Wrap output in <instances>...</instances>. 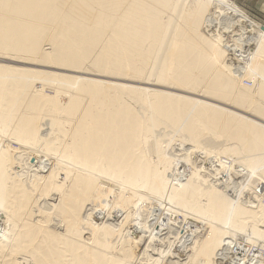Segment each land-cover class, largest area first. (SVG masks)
<instances>
[{
    "label": "bare ground",
    "instance_id": "1",
    "mask_svg": "<svg viewBox=\"0 0 264 264\" xmlns=\"http://www.w3.org/2000/svg\"><path fill=\"white\" fill-rule=\"evenodd\" d=\"M219 3L242 11L232 0H0V264H263L236 241L264 246V203L242 199L264 183V26ZM176 134L239 158L235 198L178 168ZM165 209L198 224L179 235Z\"/></svg>",
    "mask_w": 264,
    "mask_h": 264
},
{
    "label": "rangeland",
    "instance_id": "2",
    "mask_svg": "<svg viewBox=\"0 0 264 264\" xmlns=\"http://www.w3.org/2000/svg\"><path fill=\"white\" fill-rule=\"evenodd\" d=\"M234 3H236L241 9H242V11L241 10H238V9H234L232 6H230V5H225V4H223V3H219L220 4V6L221 7H225L229 12H231V14H233V15H235V16H237V17H240V18H242V19H249V20H251V21H254V22H256L257 23V26H258V24H259V26H261V25H263L264 26V0H232ZM213 2V1H212ZM213 3H216L215 1L213 2ZM253 29H254V31L256 32V34H257V36L259 35V32H258V28L257 27H253ZM199 33H201V34H203L204 36H206L208 39H207V41H209V42H211V43H216L218 46H220V47H222L225 51H230V50H228V49H226L225 48V46H224V43L223 42H221L220 40H218V39H216L215 37H213V36H211L209 33H208V31H206V30H204L202 27H200V30L198 31ZM253 52H254V49L252 50V52H251V56L253 55ZM233 55H235V53H233ZM251 56H250V60H251ZM4 58L2 55H0V58ZM241 59V58H240ZM243 61V63H245L246 64V62H245V60L244 59H242ZM24 66L25 67H33L31 64H24ZM37 69H41V70H46V71H49V72H56V73H60V74H72V72H69V71H67V70H61V69H59V68H54V67H52V68H47V67H40V68H37ZM93 78H99V79H105V78H102V77H93ZM248 78H250V77H248ZM248 78H246V77H244L243 78V83H245V79H248ZM107 80V79H106ZM249 80H251V79H249ZM126 83H128V85H131V86H144L145 87V85H143V84H140V83H134V82H126ZM252 83V82H251ZM38 86H39V89H41V87L45 90L44 92L47 94H53V88H52V86H41V83H38L37 84ZM157 89H159V90H165V89H161V88H157ZM174 92H177V91H174ZM177 93H181V92H177ZM142 97H148V96H150V94L148 93V92H142V95H141ZM163 133V134H162ZM161 133V136L160 137H162L163 139H164V137H165V139H167V135H166V132L164 131V132H162ZM163 135V136H162ZM164 139V140H165ZM180 141H179V140ZM183 143V144H182ZM185 143V144H184ZM188 142H184L183 141V139L181 138V136H180V134H176L175 135V137H173V139H172V141L170 142V145L168 146V154H170V156L171 157H173L174 159H180V160H184L183 158H181L182 156L183 157H186L187 158V162H185V160H184V163H186V164H184V163H177L178 164V168H181V169H185V171H186V173H188V171H190V170H192V169H200L202 172H205V173H208V175L209 174H211V178L212 177H214L213 178V182H214V180H215V182H216V186H222L223 188H221L222 189V191H224V193L225 192H227L228 194H230V195H228L227 193H225L227 196H231V198H235V196L237 195V193H236V187H238V183H237V181L236 180H238V176H240L241 175V172L243 171V164H241V162L239 161V158L238 157H236V156H234V158H232V154H230V155H227V151H225L224 153H226V155L224 154V153H220L219 154V152L217 153V155H216V153L215 152H217V151H213V152H211V150L210 149H208L207 148V153H205L206 151L203 149V147L201 146V147H199V146H195V147H198L197 148V150H196V148L195 147H191L192 145H189V143L187 144ZM225 143V142H224ZM187 144V145H186ZM191 144V143H190ZM227 144V143H226ZM179 145V146H178ZM186 145V146H185ZM190 146V147H189ZM181 147V148H180ZM187 147V148H186ZM188 147H189V149H188ZM185 148V149H184ZM201 148V149H200ZM187 149V150H186ZM203 149V150H202ZM190 150V151H189ZM196 150V151H195ZM181 151V152H180ZM200 151H202V152H200ZM205 151V152H204ZM208 151H209V153H208ZM211 152V153H210ZM230 153V152H229ZM228 153V154H229ZM205 154V155H204ZM207 154H210V157H209V155H207ZM222 155L221 157H219V155ZM182 155V156H181ZM225 156V158H224V156ZM228 156V157H227ZM201 157V158H200ZM203 157V158H202ZM206 159H205V158ZM190 160H189V159ZM200 158V159H199ZM221 158V159H220ZM227 158H229V159H227ZM40 159V158H39ZM41 160V159H40ZM226 160V161H225ZM224 161V162H223ZM229 161V162H228ZM231 161H233V162H231ZM30 163H31V167H33V168H36L37 166H40V164H41V162H38L37 163V161H33V160H31L30 159V161H29ZM220 162V163H219ZM221 162H223V164L221 163ZM227 162V163H226ZM235 162V163H234ZM40 163V164H39ZM226 163V164H225ZM238 163V164H237ZM33 164H35V165H33ZM232 165V167H231V165ZM196 165V166H195ZM218 165V166H217ZM220 165V166H219ZM222 165H223V167H222ZM233 165H234V167H233ZM200 166H201V168L203 169H201L200 168ZM217 166V167H216ZM233 168L232 170H230L231 168ZM241 166H242V168H241ZM219 167H221V168H219ZM229 167V168H228ZM32 168V169H33ZM216 170H215V169ZM219 168V170H217ZM32 169H29V171L30 170H32ZM180 169V170H181ZM190 169V170H189ZM206 171H205V170ZM222 169V170H221ZM225 169V170H224ZM228 169V170H227ZM239 171H238V170ZM242 169V170H241ZM209 172H208V171ZM229 170H230V172H229ZM214 171H216V173H218V171H219V173H218V176H217V174L216 175H214ZM224 171H226L225 173H224ZM31 173L33 172V171H30ZM212 172H213V176H212ZM234 173V175H233V173ZM230 173V174H229ZM236 173V174H235ZM187 175V174H186ZM230 175V176H229ZM232 175H233V177L236 175V180H235V177L234 178H232ZM222 176V177H221ZM209 177V179H211ZM228 177V178H227ZM230 177H231V179H232V181H231V179H230ZM217 178V179H216ZM219 178V179H218ZM227 179V180H226ZM219 180V181H218ZM222 182H221V181ZM224 180V181H223ZM218 181V182H217ZM233 181H234V183H233ZM219 182H220V184H219ZM232 184H236V187H235V185H232ZM236 182V183H235ZM228 183V184H227ZM230 183V184H229ZM253 183V182H252ZM227 184V185H226ZM238 184V185H237ZM229 185V186H228ZM253 185H255L256 186V188H255V186L254 187H252V185L251 184H249V186L248 185H246L247 186V189H246V191H245V189L244 188H246V186H244L243 187V200H245V201H243V203H252V205L253 206H255V205H258L259 204V201H260V199H261V201H260V203L262 202V203H264V183L262 182V181H258L257 180V182L256 183H254ZM240 186V185H239ZM258 186V187H257ZM249 187V188H248ZM251 188V190H254V189H256V192L254 191V193L256 194H254L253 193V191H248L249 189ZM261 188V189H260ZM231 189V190H230ZM263 189V190H262ZM226 190V191H225ZM262 191V192H261ZM232 192V193H231ZM246 192V193H245ZM251 195H249V194ZM233 194V195H232ZM253 194H254V196H253ZM260 194V195H259ZM263 194V195H262ZM258 195V196H257ZM248 196H250V197H248ZM257 196V197H256ZM254 197V198H253ZM258 198L259 200H257L256 202L254 201V200H256V198ZM250 199V200H249ZM251 199H252V202H250L251 201ZM253 202H254V204H253ZM149 204L150 203H147V205L149 206ZM153 204V203H152ZM156 204L157 203H154L153 205H154V207L152 208V211L154 212H156V210H158L157 212H159V209H160V207L157 205L156 206ZM148 206H146L145 205V207H148ZM158 207H159V209H158ZM148 210V209H147ZM147 210H146V213H147ZM166 210L167 209H165V210H163V212H164V214H166L165 212H166ZM156 212V213H157ZM156 213H153V214H156ZM149 214V217H150V219H152L151 218V215H150V213H148ZM167 214H168V210H167ZM166 214V215H167ZM181 212H176V213H174V215L172 214V212H171V215H170V213L168 214V216L170 215V217H172V219L171 220H173L172 222H173V224H175V226H176V228H177V232H178V234L180 233V232H182V233H180V234H183V227H184V225H185V227L187 226V225H189L190 223H196V224H198V221H197V219H195V218H191L190 216H188V215H184V214H182ZM2 215V211H0V216ZM165 215V216H166ZM184 219V220H183ZM152 221V220H151ZM178 222V223H177ZM184 222V223H183ZM189 223V224H188ZM184 224V225H183ZM199 225H201V224H199ZM174 226V227H175ZM3 227V225L1 224L0 225V230H1V228ZM129 227V226H128ZM128 227H127V229H128ZM180 227V228H179ZM184 227V228H185ZM131 229V228H130ZM167 229H165V231L164 232H166L167 233V231H166ZM165 234V233H164ZM179 234V235H180ZM238 237V236H237ZM173 240H174V238H173ZM174 241H176V243H178L179 242V239H177V240H174ZM236 241V240H235ZM239 241V242H238ZM241 241V242H240ZM237 243H241V244H245L244 246H245V248L247 249L246 251L244 250V255H246V256H248V258H251L253 255H255V256H257V260H261V263H263L264 264V249H262V247L264 248V246H261L260 245V247H259V245H257L258 243H256L255 245L253 244V245H251V244H247V242H245V239L244 238H241V236H239V238H237V241H236ZM168 244H169V242H167ZM175 243V242H174ZM165 244H166V242H165ZM257 245V246H256ZM258 248V249H257ZM260 249V250H259ZM138 250V249H137ZM249 250V251H248ZM254 250V251H253ZM256 250H258V251H256ZM171 251H173V250H171ZM256 251V252H255ZM261 251V252H260ZM237 252H238V250H237ZM254 253V254H253ZM259 253H261L260 255H259ZM263 253V254H262ZM248 254V255H247ZM252 254V255H251ZM258 254V255H257ZM240 255V254H239ZM259 256H260V258H259ZM262 256V257H261ZM22 257L23 256H21V257H19L18 259L20 260V261H22ZM247 258V259H248ZM261 258H263V259H261ZM251 262V261H250ZM253 262V261H252ZM24 264H26V263H24ZM228 264V263H227Z\"/></svg>",
    "mask_w": 264,
    "mask_h": 264
},
{
    "label": "built area",
    "instance_id": "3",
    "mask_svg": "<svg viewBox=\"0 0 264 264\" xmlns=\"http://www.w3.org/2000/svg\"><path fill=\"white\" fill-rule=\"evenodd\" d=\"M240 259H242V256H240Z\"/></svg>",
    "mask_w": 264,
    "mask_h": 264
}]
</instances>
